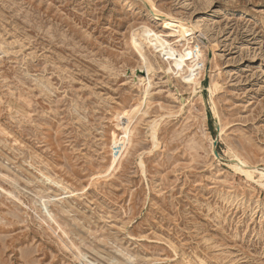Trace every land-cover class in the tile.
Masks as SVG:
<instances>
[{"label": "rangeland", "instance_id": "obj_1", "mask_svg": "<svg viewBox=\"0 0 264 264\" xmlns=\"http://www.w3.org/2000/svg\"><path fill=\"white\" fill-rule=\"evenodd\" d=\"M0 264H264V0H0Z\"/></svg>", "mask_w": 264, "mask_h": 264}, {"label": "bare ground", "instance_id": "obj_2", "mask_svg": "<svg viewBox=\"0 0 264 264\" xmlns=\"http://www.w3.org/2000/svg\"><path fill=\"white\" fill-rule=\"evenodd\" d=\"M173 25L179 28V31L181 34V39L179 41H181V40L185 41V46L188 45V47H190V45L192 43H194V41L192 42V39H194V35L199 30V27L193 26V25L190 26V25L185 24V23H178V24H173ZM141 36L145 42L152 43L155 46L157 51H159V52L163 53L165 56L173 59L178 64L177 67H184L185 68V71L184 72L180 71V73L182 74L183 80H185V82L187 84H189L190 86L191 85H195V86L198 85L199 86L200 78H201V75L203 73L204 65H205V55L203 53L196 52L195 57H193V56L189 57L191 52H192V54H194L195 50H194L193 45L191 46L192 51L189 52L188 50H186L185 54H184L183 52H181L178 49H175L173 46H171L167 40L163 39V37H161L158 34L146 32V33L142 34ZM148 97H149L148 94H146L145 99H147ZM146 106H148V105H146ZM145 109H146V107H145ZM134 111H138V108L137 109L135 108ZM156 122H157V120H156ZM153 127L154 128L157 127L155 123H153L152 128ZM127 130H128V132H130V130H131L130 126L127 127ZM152 134H153V132H152ZM154 139H155V136H154ZM155 142L153 140V143H155ZM238 169H239V167H238Z\"/></svg>", "mask_w": 264, "mask_h": 264}, {"label": "water", "instance_id": "obj_3", "mask_svg": "<svg viewBox=\"0 0 264 264\" xmlns=\"http://www.w3.org/2000/svg\"><path fill=\"white\" fill-rule=\"evenodd\" d=\"M141 73H143V71H141ZM216 154H217V151H216Z\"/></svg>", "mask_w": 264, "mask_h": 264}]
</instances>
